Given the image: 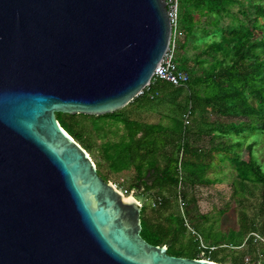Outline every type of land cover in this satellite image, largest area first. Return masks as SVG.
<instances>
[{
	"label": "water",
	"instance_id": "95a60500",
	"mask_svg": "<svg viewBox=\"0 0 264 264\" xmlns=\"http://www.w3.org/2000/svg\"><path fill=\"white\" fill-rule=\"evenodd\" d=\"M171 35L166 0H0V264H224L147 241L56 116L128 104Z\"/></svg>",
	"mask_w": 264,
	"mask_h": 264
},
{
	"label": "trees",
	"instance_id": "16d2710c",
	"mask_svg": "<svg viewBox=\"0 0 264 264\" xmlns=\"http://www.w3.org/2000/svg\"><path fill=\"white\" fill-rule=\"evenodd\" d=\"M178 28L183 37L176 40V62L189 74L185 85L154 76L122 108L56 116L96 158L105 180L128 168L127 192L143 197L152 191V201L144 196L141 203V235L147 241L166 245L170 254L199 257L202 238L218 246L209 254L216 262L246 264V254L264 262V241L252 233L264 235V0H180ZM188 37L193 41L187 46ZM214 52L221 56L212 61ZM157 99L171 105L164 115L169 121L140 119ZM107 126L123 130L115 140H103ZM227 165L238 227L216 230L203 214L191 222L188 204L194 196L188 187L221 182ZM254 197L257 214L249 210ZM222 244L242 249L219 256L217 251L227 249Z\"/></svg>",
	"mask_w": 264,
	"mask_h": 264
},
{
	"label": "rangeland",
	"instance_id": "374dc122",
	"mask_svg": "<svg viewBox=\"0 0 264 264\" xmlns=\"http://www.w3.org/2000/svg\"><path fill=\"white\" fill-rule=\"evenodd\" d=\"M228 19L229 18H224L225 21ZM185 40L187 42V46L189 45L190 42L193 41L191 37H188ZM192 52L194 51L193 50L189 51V53H192ZM219 54L220 52H214L213 54H211V56H213L212 61L215 60V57L219 58L221 56ZM176 59H177V62L180 63V60L178 59L177 56H176ZM210 61L211 60L209 59L207 63ZM148 108H152V109L150 111L144 112L143 114H141V116L139 115L140 119L149 121V123L158 122V121L166 123L169 121L168 117L164 115L167 114L168 111L170 112L171 105L168 104L166 101L163 102L161 101V99H157L156 101L151 102ZM142 110H147V109H142ZM106 129H107V135L100 136L103 140L104 139L115 140L118 136L117 134L123 130L122 127L115 129L114 126H111V127L107 126ZM242 152H243L242 155L245 157L247 155L246 150H243ZM91 157L94 160V162H96V158H94L92 155ZM126 169H122V171L117 172L116 177H111L110 179H108V180H111L121 190H124L126 188V184L130 181V177H131V174L130 175L126 174V172L129 171L128 168ZM98 173L103 177L101 171H98ZM223 175L224 177L222 178L223 180L221 182L217 181L215 183L207 184V185H204V184L195 185L193 188H190V186L188 187L187 190L189 192V195L194 196V200H190V203L188 204L190 206L189 216H190L191 222L197 219L202 220L201 218H199V216L203 214V215H206L207 219H204V218L203 219L207 221V224L213 223L214 224L213 227L216 230L220 229L222 231H227L230 228L238 227L239 214H238V211H235L234 202L232 201V199H230V193H231L230 181L232 180V173L230 172L228 165L225 166ZM257 191L258 190H256V192ZM151 193L152 191L148 192L147 194H144V196L149 197V200L152 201L150 197ZM128 194H131V191H129ZM134 194L140 198L139 203L140 202L142 203L144 200L143 199L144 196L142 197V195L135 193V191H134ZM230 201H231L230 205H227L228 206L227 211L224 213H220L219 209L222 207H226V204ZM249 206H250L249 207L250 213L257 214L258 200H256L255 197L252 198L251 204ZM263 238H264V235H263ZM229 246L228 245L225 246L227 247V249H224V251L223 250L217 251L218 255L219 256L225 255L229 257H232L234 255H239L238 253L239 251L241 252L242 248L230 249L228 248ZM234 250H236L237 252ZM245 256H250V254H246Z\"/></svg>",
	"mask_w": 264,
	"mask_h": 264
},
{
	"label": "built area",
	"instance_id": "2783aa9c",
	"mask_svg": "<svg viewBox=\"0 0 264 264\" xmlns=\"http://www.w3.org/2000/svg\"><path fill=\"white\" fill-rule=\"evenodd\" d=\"M166 5L168 9V14L172 24V35L170 44L162 56L160 63L155 68L154 76L161 77L167 81H170L174 85H185L189 79V74L176 62V40L179 36L183 34V32L178 28L179 23V10H180V0H166ZM153 76V77H154ZM188 122V120H185ZM121 190V189H120ZM123 193H127V190H121ZM132 192V191H131ZM179 202L181 207L184 206V201L182 198H179ZM188 227L189 224L187 223ZM257 239L264 240L258 233L252 232ZM221 246H227L226 244H222ZM218 246L216 245H209L206 243L202 238L200 239L199 243V257L204 259H210V251L216 249ZM244 262L246 264H264L261 259H252L251 256H245Z\"/></svg>",
	"mask_w": 264,
	"mask_h": 264
},
{
	"label": "clouds",
	"instance_id": "9594fccd",
	"mask_svg": "<svg viewBox=\"0 0 264 264\" xmlns=\"http://www.w3.org/2000/svg\"><path fill=\"white\" fill-rule=\"evenodd\" d=\"M132 191V190H131ZM129 192V191H128ZM128 192L126 193V194H128ZM131 194L134 196V191H132L131 192ZM135 197V196H134ZM136 198V197H135ZM137 199V198H136ZM138 200V202H139V199H137ZM140 204H141V202H140ZM264 241V240H263ZM199 258H201V257H199ZM260 259V258H259ZM262 260V259H261ZM263 261V260H262ZM264 263V262H263Z\"/></svg>",
	"mask_w": 264,
	"mask_h": 264
},
{
	"label": "bare ground",
	"instance_id": "6f19581e",
	"mask_svg": "<svg viewBox=\"0 0 264 264\" xmlns=\"http://www.w3.org/2000/svg\"><path fill=\"white\" fill-rule=\"evenodd\" d=\"M127 198L130 200L132 198V196H127Z\"/></svg>",
	"mask_w": 264,
	"mask_h": 264
}]
</instances>
